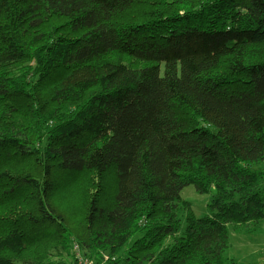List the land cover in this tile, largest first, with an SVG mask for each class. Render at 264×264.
<instances>
[{"label":"trees","instance_id":"trees-1","mask_svg":"<svg viewBox=\"0 0 264 264\" xmlns=\"http://www.w3.org/2000/svg\"><path fill=\"white\" fill-rule=\"evenodd\" d=\"M111 170L54 206L56 171ZM263 226L264 0H0V264H236Z\"/></svg>","mask_w":264,"mask_h":264},{"label":"rangeland","instance_id":"rangeland-1","mask_svg":"<svg viewBox=\"0 0 264 264\" xmlns=\"http://www.w3.org/2000/svg\"><path fill=\"white\" fill-rule=\"evenodd\" d=\"M53 24L61 26L64 24L62 20H55ZM43 36V31H38ZM55 184V192L53 195V203L59 212L64 214L70 223H74L79 214L78 210L87 209L88 201L93 196H97L103 204H110L112 196L116 188V176L114 171L101 175L94 173H64L56 171L53 175ZM106 184L108 191L103 192L102 185ZM181 198L192 205L194 215L201 219L208 212L209 197L207 195H199L194 186L187 187L181 194ZM183 228L180 236L185 231V214L179 215ZM139 237V236H138ZM137 237V238H138ZM135 240V239H134ZM131 241L130 244H132ZM172 241H168L167 245H171ZM79 261L90 259L83 254L80 246L75 244ZM226 259L236 262V264H264V226L256 233H236L229 229V247L224 254Z\"/></svg>","mask_w":264,"mask_h":264},{"label":"built area","instance_id":"built-area-1","mask_svg":"<svg viewBox=\"0 0 264 264\" xmlns=\"http://www.w3.org/2000/svg\"><path fill=\"white\" fill-rule=\"evenodd\" d=\"M80 264H91V263L89 261L83 259L80 261Z\"/></svg>","mask_w":264,"mask_h":264}]
</instances>
